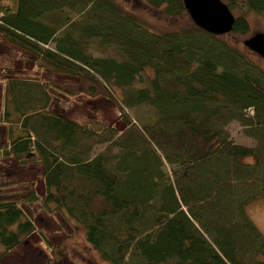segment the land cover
<instances>
[{"label": "trees", "instance_id": "16d2710c", "mask_svg": "<svg viewBox=\"0 0 264 264\" xmlns=\"http://www.w3.org/2000/svg\"><path fill=\"white\" fill-rule=\"evenodd\" d=\"M140 2L186 11L183 0ZM225 3L264 16V0ZM249 29L238 15L229 33ZM0 36L40 70L120 92L121 130L55 111L54 83L4 81L0 160L43 169L44 194L25 201L63 214L109 264H264L247 209L264 199V68L249 49L194 23L153 31L116 0H0ZM110 48L120 59L91 51ZM232 121L253 146L231 139ZM37 231L50 246L19 200H0L2 255Z\"/></svg>", "mask_w": 264, "mask_h": 264}, {"label": "rangeland", "instance_id": "374dc122", "mask_svg": "<svg viewBox=\"0 0 264 264\" xmlns=\"http://www.w3.org/2000/svg\"><path fill=\"white\" fill-rule=\"evenodd\" d=\"M116 1L125 9L134 12L156 32L179 29L193 23L186 11L181 15L169 17L164 15L160 9L142 3L143 1L135 4L136 1L141 0ZM222 1L225 3L228 0ZM233 14L243 15L250 26L249 31L244 35L225 34L227 39L240 47H245L243 44L245 39L256 33H264L263 15L246 9L244 6L234 8ZM91 51L94 55L120 59L115 49H92ZM251 52L264 68V59L255 52ZM38 64L39 61L12 46L0 36V86L6 74H14L16 78L54 83L58 87L51 86L49 90L52 95L51 107L55 111L76 119L82 124L94 125L95 122H99L112 124L121 130L123 124L117 107L120 92L117 88L100 83L95 85L94 91H91L89 82L49 70L47 67L40 70ZM248 113L251 114L252 111L249 110ZM5 130V125L0 122V144L5 142ZM228 130L235 143L254 145V139L245 135L239 122L232 121ZM248 161L254 162L252 158ZM42 175V166L35 159H29L25 163H20L13 157L0 160V200H19L32 216L37 229L48 238L51 244L48 246L44 243L38 231L6 254H1L0 244V264H109L88 243L83 230L75 229L74 223L67 220L63 214L48 213L40 202L32 203L23 199V196L31 190H35L39 196L44 194ZM247 209L256 227L264 235V199L250 202Z\"/></svg>", "mask_w": 264, "mask_h": 264}, {"label": "water", "instance_id": "95a60500", "mask_svg": "<svg viewBox=\"0 0 264 264\" xmlns=\"http://www.w3.org/2000/svg\"><path fill=\"white\" fill-rule=\"evenodd\" d=\"M183 4L196 26L215 35L231 32L235 16L222 0H183ZM243 44L264 59V33L254 34Z\"/></svg>", "mask_w": 264, "mask_h": 264}, {"label": "crops", "instance_id": "0c3cea01", "mask_svg": "<svg viewBox=\"0 0 264 264\" xmlns=\"http://www.w3.org/2000/svg\"><path fill=\"white\" fill-rule=\"evenodd\" d=\"M13 46V45H12ZM15 47V46H14ZM26 54V53H25ZM10 69H11V67H9ZM8 76V77H7ZM11 77H14V74H12V75H7L6 74V76H5V79H4V81L6 80V79H8V78H11ZM2 82L1 83V86H0V105H1V108H0V111L2 110V97H3V92H4V83L5 82ZM5 137V136H4Z\"/></svg>", "mask_w": 264, "mask_h": 264}, {"label": "bare ground", "instance_id": "6f19581e", "mask_svg": "<svg viewBox=\"0 0 264 264\" xmlns=\"http://www.w3.org/2000/svg\"><path fill=\"white\" fill-rule=\"evenodd\" d=\"M8 77V76H7Z\"/></svg>", "mask_w": 264, "mask_h": 264}]
</instances>
